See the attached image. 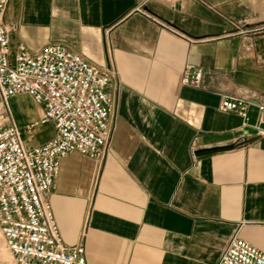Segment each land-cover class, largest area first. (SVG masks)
Instances as JSON below:
<instances>
[{
	"label": "crops",
	"instance_id": "0c3cea01",
	"mask_svg": "<svg viewBox=\"0 0 264 264\" xmlns=\"http://www.w3.org/2000/svg\"><path fill=\"white\" fill-rule=\"evenodd\" d=\"M10 0L11 58L62 42L116 75L106 158L61 160L50 199L66 245L84 242L88 264H216L231 237L264 251V0ZM40 25L41 27H34ZM202 68L184 85L187 64ZM251 101L247 123L222 111ZM28 147L53 137L31 95L10 100ZM245 138L238 141L242 135ZM235 143L203 155L193 150ZM86 232V235H84ZM0 264H18L0 227Z\"/></svg>",
	"mask_w": 264,
	"mask_h": 264
},
{
	"label": "built area",
	"instance_id": "2783aa9c",
	"mask_svg": "<svg viewBox=\"0 0 264 264\" xmlns=\"http://www.w3.org/2000/svg\"><path fill=\"white\" fill-rule=\"evenodd\" d=\"M9 1L0 0L1 231L18 264H88L84 242L69 246L63 241L50 195L65 156L78 151L100 162L106 158L117 108L116 97L109 91L116 70L88 62L62 42L47 43L35 52L20 43L11 58ZM137 1V12L180 33L143 7L149 0ZM263 29L264 25L244 32ZM202 78V68L190 63L181 82L199 86ZM19 94L31 95L44 110L43 117L27 130L51 121L53 137L26 145L10 104ZM250 104L246 98L229 96L219 108L238 113L246 124ZM258 110L259 122L264 123V103H258ZM244 138L243 134L238 141ZM216 264H264V251L236 232Z\"/></svg>",
	"mask_w": 264,
	"mask_h": 264
},
{
	"label": "water",
	"instance_id": "95a60500",
	"mask_svg": "<svg viewBox=\"0 0 264 264\" xmlns=\"http://www.w3.org/2000/svg\"><path fill=\"white\" fill-rule=\"evenodd\" d=\"M237 146L235 143H230V144H225V145H216L212 147H206V148H200L195 151L196 155H203V154H208V153H214V152H219V151H224V150H230L233 149Z\"/></svg>",
	"mask_w": 264,
	"mask_h": 264
},
{
	"label": "rangeland",
	"instance_id": "374dc122",
	"mask_svg": "<svg viewBox=\"0 0 264 264\" xmlns=\"http://www.w3.org/2000/svg\"><path fill=\"white\" fill-rule=\"evenodd\" d=\"M34 27H41L40 25H34Z\"/></svg>",
	"mask_w": 264,
	"mask_h": 264
}]
</instances>
